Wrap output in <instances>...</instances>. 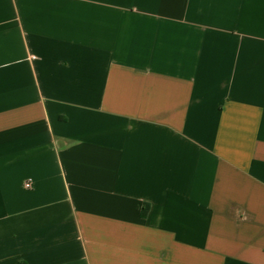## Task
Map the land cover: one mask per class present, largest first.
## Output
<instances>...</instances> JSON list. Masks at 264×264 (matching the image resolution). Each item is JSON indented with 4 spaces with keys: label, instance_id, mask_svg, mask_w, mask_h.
<instances>
[{
    "label": "crops",
    "instance_id": "0c3cea01",
    "mask_svg": "<svg viewBox=\"0 0 264 264\" xmlns=\"http://www.w3.org/2000/svg\"><path fill=\"white\" fill-rule=\"evenodd\" d=\"M20 263L264 264V0H0Z\"/></svg>",
    "mask_w": 264,
    "mask_h": 264
},
{
    "label": "built area",
    "instance_id": "2783aa9c",
    "mask_svg": "<svg viewBox=\"0 0 264 264\" xmlns=\"http://www.w3.org/2000/svg\"><path fill=\"white\" fill-rule=\"evenodd\" d=\"M26 186H27V187H29V185H28V184H27Z\"/></svg>",
    "mask_w": 264,
    "mask_h": 264
},
{
    "label": "trees",
    "instance_id": "16d2710c",
    "mask_svg": "<svg viewBox=\"0 0 264 264\" xmlns=\"http://www.w3.org/2000/svg\"><path fill=\"white\" fill-rule=\"evenodd\" d=\"M20 264H22V263H20Z\"/></svg>",
    "mask_w": 264,
    "mask_h": 264
}]
</instances>
